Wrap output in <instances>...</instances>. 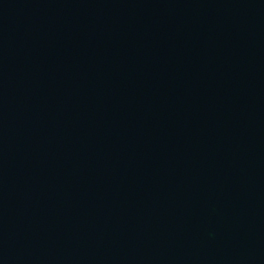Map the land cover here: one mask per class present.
<instances>
[{"label":"water","instance_id":"95a60500","mask_svg":"<svg viewBox=\"0 0 264 264\" xmlns=\"http://www.w3.org/2000/svg\"><path fill=\"white\" fill-rule=\"evenodd\" d=\"M0 264H264V0H0Z\"/></svg>","mask_w":264,"mask_h":264}]
</instances>
